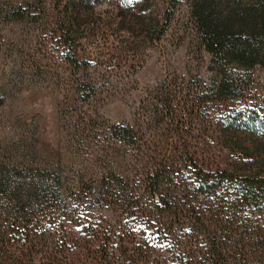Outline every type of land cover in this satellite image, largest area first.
<instances>
[{"label":"trees","instance_id":"trees-1","mask_svg":"<svg viewBox=\"0 0 264 264\" xmlns=\"http://www.w3.org/2000/svg\"><path fill=\"white\" fill-rule=\"evenodd\" d=\"M49 1L48 9L41 5L26 13L20 7L9 18L28 21L38 34L34 40L44 43L37 48L38 41L25 55L33 75L44 67L57 78L60 71L69 74L70 90L63 98L76 109V141L79 148L97 151L89 158L102 171L88 179L82 172L65 187L45 172L38 176L43 188L30 190L25 186L31 176L0 156V264H264L260 107H227L215 159L190 148L189 139H156L163 130L182 135L189 121L186 105L177 104L168 85L143 104L151 112L146 122L151 139H143L140 124L100 123L83 111L103 94L107 68L99 62L104 51L92 50L99 37L92 25L94 8L113 1L122 8L133 4ZM176 2L165 3L167 20ZM226 2L227 17L217 14L218 0L190 5L198 43L219 73L213 95L207 96L211 101L234 100L237 81L256 69L264 73V0ZM53 44L57 55L49 58ZM249 135L262 139H241Z\"/></svg>","mask_w":264,"mask_h":264},{"label":"rangeland","instance_id":"rangeland-1","mask_svg":"<svg viewBox=\"0 0 264 264\" xmlns=\"http://www.w3.org/2000/svg\"><path fill=\"white\" fill-rule=\"evenodd\" d=\"M167 1L131 0L135 9L122 8L113 1L94 8L92 25L99 37L92 40L97 42L92 50L104 51L99 62L107 68H103L105 80L100 84L103 94L83 111L103 124H140L143 139H151L146 123L151 112L143 110V104L168 85L177 94V104L186 105L189 121L182 135L175 137L163 130V136L156 139H189L190 148L215 159L222 149L218 146L223 139L220 120L229 107L251 103L264 115V73L256 69L237 81L234 100L211 101L207 96L212 94L219 73L212 69L211 55L198 43L190 19L191 0H177L169 20L164 17ZM48 3L0 0V92L4 97L0 106V156L1 161L16 163V169L31 176L25 186L30 190L43 188L45 182L38 178L45 172L60 178L65 187L66 182H76L82 172L88 179L98 178L102 171L89 158L97 151L79 148L76 141V109L67 107L63 98L70 90L69 74L63 70L57 78L55 71L47 73L44 67L36 76L29 65H24L25 55L33 53L38 41L41 46L37 48L44 43L41 38L34 40L38 36L35 26L26 20L11 21L9 16L20 7L26 13L41 5L48 9ZM216 7L221 17L230 15L226 0H218ZM56 53L57 45L53 44L46 56L53 58ZM241 139L262 138L249 135ZM220 154L225 157V152Z\"/></svg>","mask_w":264,"mask_h":264}]
</instances>
